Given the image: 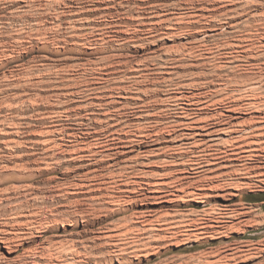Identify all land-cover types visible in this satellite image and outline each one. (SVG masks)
<instances>
[{
  "label": "rangeland",
  "instance_id": "obj_1",
  "mask_svg": "<svg viewBox=\"0 0 264 264\" xmlns=\"http://www.w3.org/2000/svg\"><path fill=\"white\" fill-rule=\"evenodd\" d=\"M252 41L264 49V0H0V53L20 52L17 62L0 63V148L19 139L15 156L33 165L35 179L23 185H34L37 196L26 210L52 218L37 244L74 247L78 264H264V202H257L264 199V150L251 175L228 162L192 170L187 164L202 149L172 143L186 130L155 122L179 107L205 110L203 117L223 113L244 124L238 137L264 142V89L245 86L252 98L232 99L230 88L232 78L234 86L254 76L264 83V64L244 67L253 64L244 53ZM214 55L240 62L234 73L215 70ZM251 101L261 109L245 108ZM58 125L65 135L55 137L66 146L48 151L45 132ZM88 143L106 153L72 150ZM5 175L9 186L20 179ZM118 180L120 187L109 184ZM110 224L134 228L126 237L132 244L109 239ZM19 255L8 254L10 261Z\"/></svg>",
  "mask_w": 264,
  "mask_h": 264
},
{
  "label": "bare ground",
  "instance_id": "obj_2",
  "mask_svg": "<svg viewBox=\"0 0 264 264\" xmlns=\"http://www.w3.org/2000/svg\"><path fill=\"white\" fill-rule=\"evenodd\" d=\"M101 17H102V15H101ZM254 39H256V38H254ZM241 43L242 44L235 45V46L236 47L239 46L240 48H242L243 45H244L243 44L244 42L242 41ZM247 48L248 49H246V51H244V53H246V55H247V57H246L247 61L246 62H247V64H249V63H253V64H251V67L244 66L245 68L253 69V68H255L257 66V65L253 66L255 64H258V63L264 64V49L263 50L261 49L262 51H258V49L256 48V45H255V43H253V41L251 43L249 42V45H247ZM233 50H235V49L233 48ZM17 52L16 51H12V50H11V52L1 51V53H0L1 54L0 63L3 66H7L11 62H17V60L19 59V55H17ZM18 53L20 54V52H18ZM217 53L218 52H216V54ZM241 53H239V54H241ZM254 53H255V55H254ZM220 59L221 58L219 56H215V58L213 60L214 62H217L216 65H217L218 68L217 69L215 68V70H220V71H223V72H227V71L233 72L234 69L236 68L234 66L236 64H239V62H240V57L236 56V55H231L228 58L226 57V60L224 62H222ZM101 61H102V59H101ZM99 62H100V59H99ZM24 68H25V66H24ZM237 68H238V66H237ZM260 69H261V67H260ZM15 71H12V72L10 71L11 74L14 75V77L16 75ZM216 72H218V71H216ZM254 73H255V71H254ZM26 74H28V73L26 72ZM176 74H178V73H176ZM232 74H230V75H232ZM25 76H27V75H25ZM233 79L234 78H232L231 80L229 79L231 81L230 82V88H231L232 93H233L232 94V99L233 98L242 99L243 97L252 98L253 94H248L247 92L244 93V92H242L240 90V88L245 87V86H251V88L253 86L256 87V88H253L254 91L251 90L252 91L251 93H254V94H255V92H256L255 90H257V88L260 91L264 89V83L261 86V84H262L261 80L260 81H255V80H257V78L255 76L253 78H251L250 80H246L245 79V81H243L242 85H239L241 83L240 82V83L237 84V86H234L233 84H231V83H233L232 82ZM251 80H253V83L249 82ZM231 90H230V92H231ZM236 93H238V96H237ZM57 97L61 98L62 96H57ZM195 97H196V95H195ZM197 97H198V95H197ZM31 98H32V96H29V99H30L29 101L33 102V99H31ZM193 99H195V98H193ZM200 99H201V97H200ZM204 102H206V101H204ZM227 102H229V101H227ZM220 103L221 104L222 103L223 104H228V103H226V100H224V101H222ZM263 104L264 103H262V106L264 107ZM193 105H196V104H193ZM243 105H245V108H259V109H261V107H259L260 106L259 103H257V102H252L251 101V102L244 103ZM11 106L12 105L9 104L8 106H5V108L6 109L7 108L11 109ZM21 106H22V104H21ZM175 106H177V105H175ZM191 106H192V103H191ZM173 109L174 108H172V110ZM61 110H63V109H61ZM204 111L205 110L196 111V110H192V109L191 110L187 109L185 107H179L176 110L177 113L174 114L175 117H170L168 119H162L161 118V119H159L158 121H155V122H156V124L163 125L164 127L179 126V127H182L184 130H186V132L185 131L181 132L179 134V136L177 135L172 140L173 141L172 143L181 142L179 144V146L182 145L186 149V151H194V150L196 151L197 149H199V150L202 149V150H200V154L195 156L196 157L195 159H193V160L191 159L192 161L187 164V165H190L192 167L191 168L192 170L193 169L201 170V169H205V168H210L211 169L212 167L213 168L214 167H219L220 168L225 163L228 162V163H231V164L232 163L233 164L237 163V165H239V167H241L240 169H238L240 171L239 173H242V174H245V175H251L252 173L250 171L252 169H254L253 166H254V163L256 162L255 157H258V156L260 157V155H257L256 152L257 151H261L262 152L264 150V142L261 140V137L258 136L256 140H251V141H250V138L248 140L245 139V137L248 138L247 135L244 136V137H238V135L242 134L246 130V129L242 128L244 126V124H233V122L231 121L232 115L228 116V115H225L223 113H221V114H215L214 113V114L205 115L203 117L202 115L204 113H206ZM263 112H264V110L260 111V113H263ZM55 113H58V112L56 111ZM63 113H65V112H63ZM63 113H60L58 115L55 114V115L63 117V115H64ZM50 114H52V113H49V115ZM55 115H53V117L51 119H53L55 117ZM50 116H52V115H50ZM57 119H58V117H57ZM151 119L152 118H148L147 116H145L142 121H148V120H151ZM153 119H156V118H153ZM59 121H60V119H59ZM3 124H5V123H3ZM10 124H11V122H10ZM83 124H84V122H83ZM118 125H120V124L118 123ZM18 126H21V125L17 124L15 127L13 126V128L16 129V131H14V132L19 137L21 128L19 129ZM114 126H116V125H114ZM64 127L65 126L61 127V126L58 125V127L56 126V129L54 131H51L52 127H50L51 130H48V129L46 130V132H45V133H47L46 136L50 135L49 138L47 137L46 141H45V143H47L46 146H48L47 147L48 151H52V152L60 151V149H63V147L66 146V144L64 145L63 143H60L59 140H57L58 136L55 137V134H57V135L58 134H62L65 131ZM10 129H11V127H10ZM82 129H84V128H82ZM0 133H1V131H0ZM63 134L61 136H63ZM1 135H2V133H1ZM209 135H212L213 138H215V136H217L215 141L212 142V144H210L209 142H207L205 140V138L208 137ZM234 135H235L234 138L226 139V140L223 139V137H231V136H234ZM98 139H100V138H98ZM61 140H63V139H61ZM0 144H1V141H0ZM35 144H38V143H35ZM21 145H22V142L19 139L17 140V138H15V139L12 138L11 141L5 142V147L4 148H0V153H7L6 156H0V264H12L13 262H16L15 264H19V263H22V264H39V262H46V264H78L77 262H79L80 260H78L77 257H76L77 256V251L75 250L74 247H70L69 245L64 244V243H62V244L56 243L52 239H47L44 243H42L40 245L37 244V243L41 242L45 238V235L48 233L49 230L47 228L49 227L50 223L52 222V218L48 214H40V213H38L35 210H28V211L26 210L27 208H29L30 198L31 197L36 198L37 194L35 193V190L37 188H35V186L32 185V184H25V185H23V184L28 182V181H30V180H32V178L35 179L36 174H29V173H33L34 172V170L31 169V166H33V165H32L31 162L25 161V159L23 158L24 155L23 156H21V155L20 156H15L14 153L17 150L20 149ZM71 146L74 147V149H72V150H78V151H81L83 153L84 152L85 153L88 152V153H90L93 156H95V155L97 156L98 154L100 155V154L106 153L105 151H100L101 153L98 152L97 150H95V148L98 149L101 146L92 145L91 143H88L86 147L84 146L85 148L79 147L77 145H71ZM104 146H107V145L104 144ZM204 146H207L208 148H204ZM44 147H45V145H44ZM22 151H23V149H22ZM48 151H46V152L48 153ZM69 152H70V150H69ZM19 153H21V152H19ZM24 153H25V150H24ZM77 153H79V152H76V154ZM58 154H60V152ZM58 154L53 153L52 156L56 157V156H58ZM25 157H27V155ZM27 160H30V159H27ZM47 160H49V159H44V162L45 163H50ZM51 160H54V159L51 158ZM80 160H81V158H80ZM222 160H224L225 162H223ZM71 163L72 162H68V164H71ZM83 163H84V161H83ZM248 163L250 164V166L252 165V168L248 167ZM94 165H96V164H94ZM46 168H48V167H46ZM92 169H93V167H92ZM90 170H91V168H89V171ZM238 170L236 172H238ZM4 171H7V172H4ZM35 171L39 172L40 169L37 168V169H35ZM54 171L55 170H53L52 172H54ZM92 171H95V169H93ZM5 173H9L10 177L20 178V179L17 180L18 182L15 183L13 186H9V183H14V182L10 181L7 178V176L5 175ZM93 173H90V174H93ZM22 174H28V175H22ZM86 177H88V176H86ZM89 177H88V179L92 180ZM106 184H108V183H106ZM109 184H113V186L116 185V186L120 187L119 180L118 181H113L111 183L109 181ZM82 185H84V184H81V186ZM109 186H111V185H109ZM130 190H132V189H130ZM101 191H103V190H101ZM101 191L98 190L96 192L101 194V193H103ZM134 191H135V188H134ZM65 198L67 199L69 197H65ZM110 198L112 199V202H114V204H116V205L120 204V202L122 203V201H121L122 200V196H116V195L111 194ZM39 199H41V198H39ZM228 216H230L232 218L233 215H228ZM207 227L208 226H206V225H202L201 229L206 231ZM106 229H108L107 230L108 234H106V235H108L107 237L109 239L110 238H111V240L119 239L118 241H122L120 243H124V244H127V245L132 244V242L129 241V239L131 237H129L128 240L126 239V237L128 235L132 234V232L135 233L134 231H136L134 228H129V226H127V225L122 226V225H119V224H110L109 226L106 227ZM120 243L119 244H113L112 249L113 248L122 247L121 245H123V244H120ZM114 252H116V251H114ZM13 253L20 254V255L15 259V261H10L11 259L9 258L8 254L12 255ZM31 259H34V260H31ZM208 264H209V262H208Z\"/></svg>",
  "mask_w": 264,
  "mask_h": 264
},
{
  "label": "trees",
  "instance_id": "obj_3",
  "mask_svg": "<svg viewBox=\"0 0 264 264\" xmlns=\"http://www.w3.org/2000/svg\"><path fill=\"white\" fill-rule=\"evenodd\" d=\"M262 195H264V194H262ZM259 196V195H258ZM257 202H264V199H262V200H259V201H257Z\"/></svg>",
  "mask_w": 264,
  "mask_h": 264
}]
</instances>
